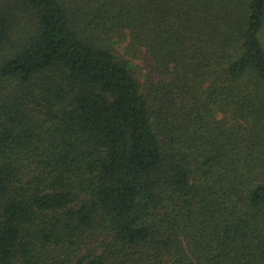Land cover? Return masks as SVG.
<instances>
[{"label":"trees","instance_id":"trees-1","mask_svg":"<svg viewBox=\"0 0 264 264\" xmlns=\"http://www.w3.org/2000/svg\"><path fill=\"white\" fill-rule=\"evenodd\" d=\"M0 264H264V0H0Z\"/></svg>","mask_w":264,"mask_h":264},{"label":"rangeland","instance_id":"rangeland-1","mask_svg":"<svg viewBox=\"0 0 264 264\" xmlns=\"http://www.w3.org/2000/svg\"><path fill=\"white\" fill-rule=\"evenodd\" d=\"M146 68L147 71H150V66H144Z\"/></svg>","mask_w":264,"mask_h":264}]
</instances>
